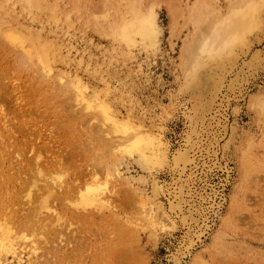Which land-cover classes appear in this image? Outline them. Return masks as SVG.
I'll return each mask as SVG.
<instances>
[{
  "label": "rangeland",
  "instance_id": "1",
  "mask_svg": "<svg viewBox=\"0 0 264 264\" xmlns=\"http://www.w3.org/2000/svg\"><path fill=\"white\" fill-rule=\"evenodd\" d=\"M53 1L72 14L74 7L102 9L104 2ZM152 1L161 27L158 49L136 47L124 61L111 58L112 42L91 26H56L16 3L20 23L61 46L45 75L18 46L0 41V222L10 223L12 234H27L19 242L34 241L39 250L30 264H264V165L258 161L264 160V118L250 106L264 95V11L261 28L226 60L218 90L196 99L184 88L180 57L183 41L193 38L195 0ZM228 3L219 0L223 9ZM75 75L88 93L105 95L119 117L160 135L164 162L149 173L136 156L115 161L100 121L80 109L66 85ZM249 140L256 170L244 174ZM178 155L185 159L176 165ZM112 161L120 177L108 178L109 208L74 207L79 188L92 175L103 180ZM57 173L63 184L47 197L50 209L38 214ZM151 200L167 213L169 226H153L142 213L141 203ZM53 216L56 225H50ZM2 264L25 263L9 258Z\"/></svg>",
  "mask_w": 264,
  "mask_h": 264
},
{
  "label": "bare ground",
  "instance_id": "2",
  "mask_svg": "<svg viewBox=\"0 0 264 264\" xmlns=\"http://www.w3.org/2000/svg\"><path fill=\"white\" fill-rule=\"evenodd\" d=\"M228 2V5L226 4L227 6L223 9L219 5V0H195L190 10L189 16L194 26L193 38L192 40L186 39L183 41L180 57L184 67V88L189 90L196 99L207 95L209 92L218 90L223 79L222 72L226 69L224 66H227L225 65L226 60L235 59L237 49L244 46L251 33L261 28L262 25L264 0H228ZM16 3H19L23 9L22 11H26L31 17L36 19L45 18L47 22L53 23L56 26L61 25L70 28L73 27L75 21L87 27L91 26L95 32L110 39L113 44V46L111 45L112 48H110V55L115 60L124 61L133 57L131 55L133 54V49L136 47H141L144 51L148 52L149 50L155 51L159 46L161 27L157 19L158 5L153 1L145 4V0H104L102 9L90 10L89 8L82 7V5L76 7V9L74 7L75 13L72 14L71 11L73 9L70 8V12L64 11V8L62 10L59 4L53 0H0V41H4V43L9 42L10 47L11 43L14 47L18 46L28 62L33 59L38 63V66H40V68L38 67L39 70L42 69L40 71L43 72L41 74H50L52 63L58 52H60L59 48L61 46H57L58 44L50 40V37L47 38L40 34L39 31L33 30L30 24L26 26V24L20 23L15 11ZM77 3L79 4V0ZM59 77L62 81L64 75L61 73ZM80 80L76 75L69 77L66 85L74 91L75 102L80 109L86 112L91 111L92 117L90 115V118L100 121L102 130H99L105 135L104 138L107 137V140L110 142L111 147L110 149L108 147V152H110L114 160L119 161L127 157L136 156L138 164L149 173L156 165L162 164L166 158V154L159 137L160 135L158 136L155 134L156 132L154 133L150 129L143 130L141 128L142 124L139 125L130 120H125L123 116L122 118L119 117L118 113L114 110L115 108L113 109L110 103L101 97L103 94L100 95L96 91L88 93L86 85ZM206 106L207 104L204 107ZM250 106L256 108L264 118V95L253 97ZM253 140L247 142L242 154L245 155V158L242 160L244 174L256 170L255 160L257 158H255L253 151L256 146ZM183 159H185V156H175L174 163L177 165V162ZM258 161L264 165V160L258 159ZM117 166L118 164L115 165L112 161V170L106 169V175L103 180L97 178L96 175L90 176L87 181L84 180L83 186L79 188L78 194H76L77 197H74L76 199H73L74 203L69 202L75 204L76 206L73 205L74 207L79 206L83 208L82 210L87 207L105 208L110 206L109 196L112 191L108 187V178H113L114 176L120 177ZM247 166L248 170H245ZM62 176L61 173H57L50 177L54 185H52L51 189H48L45 196L42 195L43 197L39 201L40 205L37 210L38 214L41 213V209L43 208L47 211L50 209L49 204L47 205V200H49L47 197H52L54 189L61 188L63 184ZM252 177L250 181H252ZM128 179H125V182L132 186L131 181L133 179ZM134 190L137 191V189ZM151 193L153 197L159 194V187L156 183H153ZM37 194L39 195V192ZM29 195L30 192L27 193V196ZM139 196L143 199V192L140 191ZM245 200L247 201V199ZM51 201L49 202L51 203ZM146 204H150L148 212H146V208H143ZM154 205L152 200L149 203H141L140 208L143 210L142 213L147 215L146 218L149 219V223H152L153 226L157 224L156 222L160 226H169V216L167 213L161 207L157 206L158 208L155 209ZM54 217L57 218V220L55 219L56 221L50 223L51 221L47 222L46 220V222L50 223V225L53 223L56 225L59 220L58 216ZM3 222H0V264L8 261L9 258L16 259L18 263L30 264V256L36 254L37 250H39L34 241H29V246L23 244V241V243L19 242L20 239L27 240V234H12L13 229L9 226L10 223L6 224L8 222ZM29 235L28 239L31 238L32 234L30 237ZM40 236L42 237V235ZM24 256H26L25 259ZM174 260L177 261L176 258Z\"/></svg>",
  "mask_w": 264,
  "mask_h": 264
}]
</instances>
